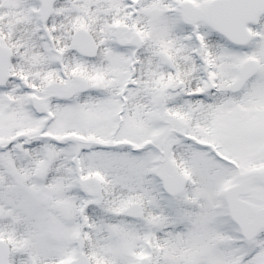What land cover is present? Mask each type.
Instances as JSON below:
<instances>
[{
    "label": "snow or ice",
    "instance_id": "obj_1",
    "mask_svg": "<svg viewBox=\"0 0 264 264\" xmlns=\"http://www.w3.org/2000/svg\"><path fill=\"white\" fill-rule=\"evenodd\" d=\"M0 264H264V0H0Z\"/></svg>",
    "mask_w": 264,
    "mask_h": 264
}]
</instances>
